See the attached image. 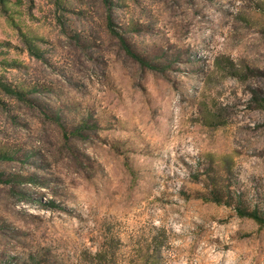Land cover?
<instances>
[{
  "label": "rangeland",
  "instance_id": "1",
  "mask_svg": "<svg viewBox=\"0 0 264 264\" xmlns=\"http://www.w3.org/2000/svg\"><path fill=\"white\" fill-rule=\"evenodd\" d=\"M239 207L264 0H0V264H264Z\"/></svg>",
  "mask_w": 264,
  "mask_h": 264
},
{
  "label": "trees",
  "instance_id": "2",
  "mask_svg": "<svg viewBox=\"0 0 264 264\" xmlns=\"http://www.w3.org/2000/svg\"><path fill=\"white\" fill-rule=\"evenodd\" d=\"M126 50L132 54L134 57H136L137 59H139L141 62L144 61V58L142 56H140L139 54H137L128 44H126ZM14 94H22L19 91L13 90ZM19 96V95H18ZM211 200L218 202V200H220L219 198V191L218 190H214V195L211 197ZM238 213L242 216H249L253 219H255L257 222H259L260 224H264V216L262 214H260L256 209H252V210H246L243 208H238Z\"/></svg>",
  "mask_w": 264,
  "mask_h": 264
}]
</instances>
